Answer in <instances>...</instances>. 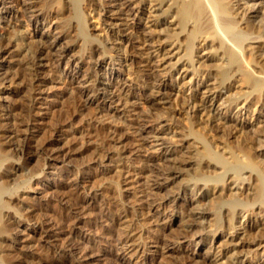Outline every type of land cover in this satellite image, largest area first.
I'll return each instance as SVG.
<instances>
[{
  "label": "bare ground",
  "instance_id": "obj_1",
  "mask_svg": "<svg viewBox=\"0 0 264 264\" xmlns=\"http://www.w3.org/2000/svg\"><path fill=\"white\" fill-rule=\"evenodd\" d=\"M148 4L154 13L152 49L162 71L153 76L155 96L144 94V99L151 106L169 105L173 115L183 117L186 128L181 134L191 141L188 152L175 156L165 169L172 187L189 196L186 205L170 204L171 212L182 209L183 220H172L171 216L168 227L179 226L178 230L170 229L173 232L156 228L155 245L164 250L173 239L186 240L197 249L196 264H247L246 259L251 263L255 258L252 264H257L264 256V124L253 130L248 126L252 127L253 117L249 103L264 106V0H148ZM0 5H4L3 0ZM83 5L100 9L98 0H28L19 10L32 18L27 19V26L38 29L41 18L52 11L59 20L54 28L59 36L41 33L39 41L27 42L16 27L0 35V90L6 82L19 86L10 93L19 97L18 102L8 108L0 103V264H30L33 258L22 250L24 237L15 231L22 216L15 208L20 200L16 194L20 188L29 187L28 179L18 181L16 173L26 176V155L40 154L44 143L38 141L28 152L31 143L27 139L16 142L14 134L21 126L46 117L39 114L40 103L34 101V95H39L48 82L44 68L52 59L60 62L72 57L74 41L80 42L79 59L99 58L107 51L88 34ZM8 15L14 12L8 11ZM5 18L0 15V20ZM92 83L86 93L94 97L86 95L84 105L98 110L103 95L96 96L99 88ZM64 94L60 112L51 118L55 126L67 123L70 112L77 109L75 95ZM247 113L248 120L242 119ZM87 114L90 120L92 116ZM11 120L16 121L14 129L8 127ZM106 130L94 127L90 135L103 137ZM120 133L113 130L118 139H122ZM95 147L85 152L91 153L89 157L98 155L99 165L109 144ZM155 185L159 190L161 185ZM114 186L92 192L96 205L90 211H97L101 217L100 203L115 196ZM112 208L109 239L117 231L115 225L121 216L128 213L119 203ZM5 244L11 252L3 249ZM159 257L162 261L158 264L177 262L172 255L161 253Z\"/></svg>",
  "mask_w": 264,
  "mask_h": 264
},
{
  "label": "rangeland",
  "instance_id": "obj_2",
  "mask_svg": "<svg viewBox=\"0 0 264 264\" xmlns=\"http://www.w3.org/2000/svg\"><path fill=\"white\" fill-rule=\"evenodd\" d=\"M3 1L0 15L6 18L0 20V35L16 27L27 42L39 41L41 33L51 34L53 38L59 36L54 30L59 20L52 11L41 18L42 26L34 29L27 26L32 18L19 11L28 0ZM140 1L98 0L100 9L81 6L88 34L103 43L106 54L95 59L87 56L79 59L80 42L74 41L72 57L60 62L52 59L43 72L48 82L39 95H34V101L40 103L39 114H45V119L27 123L14 134L16 142L27 139L31 143L28 152L38 141L44 143L40 154L26 155L23 161L26 176L16 173L18 181L27 178L29 182V187L20 188L16 194L20 200L15 208L22 216L15 231L24 237L22 250L33 257L30 264H158L162 261L161 253L166 257L172 255L175 264L198 261L197 249L186 240L173 239L165 251L155 245L157 229L165 233L179 229V226L168 227L172 215V220H183L182 209L171 212L170 204L186 205L189 196L172 187L165 169L175 156L188 152L191 141L182 137L186 128L183 117L173 115L169 105L151 106L144 99V94L155 96L153 76H159L162 69L157 67L152 49L155 25L151 14L154 13L148 7V0L139 4ZM10 10L13 16L8 15ZM91 83L99 88L96 96L103 95L98 110L84 105L87 96L94 97L93 93H86ZM18 87L16 83L6 82L0 90V103L5 108L19 101V97L10 94ZM66 91L75 95L77 109L70 112L67 123L55 126L51 118L60 112ZM249 104L253 117L252 127L248 128H260L264 124V106ZM87 113L92 116L90 120ZM248 118V113L242 117ZM15 123L9 121L8 127L14 129ZM93 126L107 129L105 136H91ZM113 130L121 132L122 139ZM105 142L109 147H105L108 149L107 152L104 149L105 159L98 165L99 156L89 157L91 153L85 150L103 147ZM18 166L15 163V168ZM156 183L161 185L159 190H155ZM110 186L116 187L114 199H103L99 217L97 211H90L96 205L91 194ZM118 203L128 213L121 216L115 225L117 231L109 239L113 231L108 224L110 208ZM3 249L11 252L7 244ZM246 260L247 264L253 263ZM262 262L264 256H260L257 264Z\"/></svg>",
  "mask_w": 264,
  "mask_h": 264
}]
</instances>
